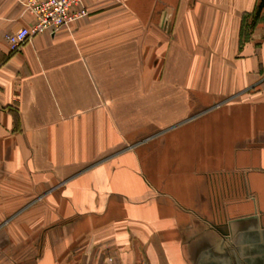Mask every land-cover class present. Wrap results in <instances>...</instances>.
Returning <instances> with one entry per match:
<instances>
[{
  "label": "crops",
  "instance_id": "0c3cea01",
  "mask_svg": "<svg viewBox=\"0 0 264 264\" xmlns=\"http://www.w3.org/2000/svg\"><path fill=\"white\" fill-rule=\"evenodd\" d=\"M0 0V264H264V0H82L11 50Z\"/></svg>",
  "mask_w": 264,
  "mask_h": 264
},
{
  "label": "built area",
  "instance_id": "2783aa9c",
  "mask_svg": "<svg viewBox=\"0 0 264 264\" xmlns=\"http://www.w3.org/2000/svg\"><path fill=\"white\" fill-rule=\"evenodd\" d=\"M25 9L33 15L34 22L7 33L11 50H17L36 34H54L88 13L82 0H26Z\"/></svg>",
  "mask_w": 264,
  "mask_h": 264
},
{
  "label": "trees",
  "instance_id": "16d2710c",
  "mask_svg": "<svg viewBox=\"0 0 264 264\" xmlns=\"http://www.w3.org/2000/svg\"><path fill=\"white\" fill-rule=\"evenodd\" d=\"M262 4H263V0L260 1V3H259V5H258V8H257L256 11H258V10L260 9V7L262 6Z\"/></svg>",
  "mask_w": 264,
  "mask_h": 264
}]
</instances>
